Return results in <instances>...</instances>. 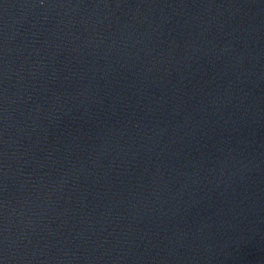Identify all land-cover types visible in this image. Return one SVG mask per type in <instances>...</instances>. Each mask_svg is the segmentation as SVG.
Segmentation results:
<instances>
[{
  "label": "water",
  "instance_id": "obj_1",
  "mask_svg": "<svg viewBox=\"0 0 264 264\" xmlns=\"http://www.w3.org/2000/svg\"><path fill=\"white\" fill-rule=\"evenodd\" d=\"M0 264H264V0H0Z\"/></svg>",
  "mask_w": 264,
  "mask_h": 264
}]
</instances>
